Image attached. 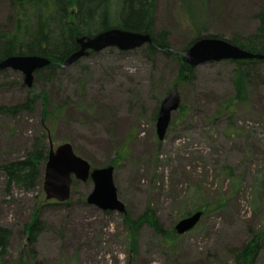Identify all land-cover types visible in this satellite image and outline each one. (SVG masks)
<instances>
[{
    "label": "rangeland",
    "instance_id": "1",
    "mask_svg": "<svg viewBox=\"0 0 264 264\" xmlns=\"http://www.w3.org/2000/svg\"><path fill=\"white\" fill-rule=\"evenodd\" d=\"M179 5L178 0L156 3V29L169 31L174 50L190 41L177 20ZM263 7L264 0H208L201 37L221 34L229 40L252 34ZM9 14L10 0H0L1 25ZM233 68L231 61L195 66V82L178 87L188 110L179 118L181 111L173 113L161 143L154 115L159 98L162 101L173 85L176 65L162 53L153 62L144 46L91 50L62 67L52 82L35 86L25 85L18 71L0 70V105L23 102L33 86L38 92L47 90L53 102H66L62 119L49 124L44 142L50 148L69 142L95 167L107 166L133 135L127 146L130 154L114 171L119 199L135 218L151 206L166 231L186 211L227 197L223 210L203 219L195 231L181 234L173 249L151 228L142 227L135 258V264H220L232 262V251L250 241L251 230L264 225V62L256 65L250 104L230 118L219 113V106L234 93ZM43 135L40 104L33 113L0 116V165L23 158ZM225 165L233 167L234 180L221 171ZM43 183L32 191L13 187L6 194L0 171V225L12 230L11 264L31 255L34 264H128L125 212H106L84 202L92 181H77L68 205L47 198ZM36 211L43 231L32 244L24 229ZM256 264H264V247Z\"/></svg>",
    "mask_w": 264,
    "mask_h": 264
},
{
    "label": "trees",
    "instance_id": "2",
    "mask_svg": "<svg viewBox=\"0 0 264 264\" xmlns=\"http://www.w3.org/2000/svg\"><path fill=\"white\" fill-rule=\"evenodd\" d=\"M178 1L180 5L177 8V20L188 31L190 39L181 50L172 48L168 30L156 29L157 0H10V14L7 16V23L6 25L0 24V60L11 55L47 57L51 60V64L35 72L32 85L35 86L36 83H41L44 80L52 82L58 77L64 61L78 49V37L94 36L101 31L116 27L149 33L152 41L144 45L147 57L154 62L157 53H162L167 60L176 65L172 84H177L178 87L190 85L196 80V70L195 67L183 62L181 54L200 38L203 30L206 29L205 18L208 11V0ZM256 18L258 27L254 33L233 35L228 41L253 53H259L263 58L221 61L234 62V68L231 71L234 93L229 99H224L219 106V113L229 114L230 118L236 114L237 109L250 104V85L257 70L256 65L259 62H264V7L258 12ZM218 36L223 38L221 34ZM20 74L24 79L23 74L21 72ZM85 82L86 80L81 84L83 89ZM34 86L31 87L30 94L23 102L12 106L0 105V116L16 118L25 113H33L37 104H40L44 131L43 136L34 139L32 150L23 158L7 161L0 165V171L5 179L6 194H10L13 187L32 191L39 185L43 179L45 163L50 150V147L44 142V138L50 134L49 124L53 126L62 119L67 107L66 102H53L47 90L35 91ZM159 102H161V98H159ZM182 103L181 97V105L177 110L181 113L177 118L188 110V106L183 107ZM157 116L158 113L154 115V121ZM132 137L133 135L129 136L126 142L118 148L114 159L108 165H113L116 168L118 162L130 154L127 146ZM159 143L161 142L159 141ZM223 170L228 178L234 180L236 175L232 166L225 165L221 171L223 172ZM76 182L77 180L74 179L73 188ZM227 199V197H220L213 201L208 200L198 207L186 211L181 217L183 218L194 211H202L201 222L216 211L223 210L226 207ZM84 202H86V198ZM65 203L70 204V199ZM105 211L110 212L109 210ZM122 216L127 230L125 237L128 242V264L131 261L132 264H135L139 245L138 238L142 227L151 228L171 249L176 247L181 237L174 226L167 231L164 230L156 211L151 206H148L138 218H135L128 209ZM200 222L190 232L198 229ZM42 231L43 223L36 211L24 229L29 243L36 242ZM11 237L12 230L0 225V264H11L8 258ZM263 247L264 225L258 230H251L250 241L232 251V262L224 260L220 264H256ZM34 263L35 258L33 259L32 255L28 259L23 256L17 261V264Z\"/></svg>",
    "mask_w": 264,
    "mask_h": 264
},
{
    "label": "water",
    "instance_id": "3",
    "mask_svg": "<svg viewBox=\"0 0 264 264\" xmlns=\"http://www.w3.org/2000/svg\"><path fill=\"white\" fill-rule=\"evenodd\" d=\"M152 41L149 33L135 32L120 28H109L94 36L77 38L78 49L73 52L62 64L67 68L91 52H99L109 47H118L121 50H131L144 46ZM183 62L195 67L209 61L260 59L259 53L248 51L232 42L216 36L200 37L182 52ZM51 64V60L38 55H11L0 60V70L12 69L25 76V84L32 85L35 72ZM181 104V95L178 85L174 84L163 98L157 120L156 134L160 141H164L171 124L173 112ZM113 165L93 167L91 163L74 151L71 143L65 142L56 148L51 147L44 170L43 188L46 197L56 199L59 203L67 201L72 193L73 178L78 181L91 180L94 184L92 191L87 195V203L93 204L102 210L126 212L124 202L119 199L118 189L114 182ZM202 211H194L181 218L175 224L178 234L192 230L201 220Z\"/></svg>",
    "mask_w": 264,
    "mask_h": 264
},
{
    "label": "flooded vegetation",
    "instance_id": "4",
    "mask_svg": "<svg viewBox=\"0 0 264 264\" xmlns=\"http://www.w3.org/2000/svg\"><path fill=\"white\" fill-rule=\"evenodd\" d=\"M79 45V44H78Z\"/></svg>",
    "mask_w": 264,
    "mask_h": 264
}]
</instances>
